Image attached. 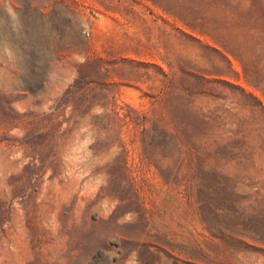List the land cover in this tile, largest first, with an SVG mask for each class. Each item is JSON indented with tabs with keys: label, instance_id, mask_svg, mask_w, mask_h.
<instances>
[{
	"label": "rangeland",
	"instance_id": "rangeland-1",
	"mask_svg": "<svg viewBox=\"0 0 264 264\" xmlns=\"http://www.w3.org/2000/svg\"><path fill=\"white\" fill-rule=\"evenodd\" d=\"M0 264H264V0H0Z\"/></svg>",
	"mask_w": 264,
	"mask_h": 264
}]
</instances>
